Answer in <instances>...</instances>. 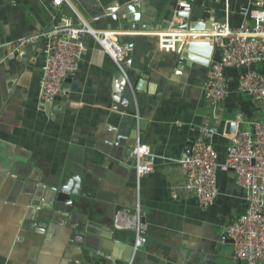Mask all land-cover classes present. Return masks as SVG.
<instances>
[{
    "label": "crops",
    "instance_id": "0c3cea01",
    "mask_svg": "<svg viewBox=\"0 0 264 264\" xmlns=\"http://www.w3.org/2000/svg\"><path fill=\"white\" fill-rule=\"evenodd\" d=\"M138 1L150 8L146 0H64L59 6L53 0H0V58L18 39L48 31L63 17L77 22L78 15L95 29L118 31L123 44L132 45L119 67L85 35L86 49L75 75L63 83L64 94L44 104L38 100L43 41L0 63V264H101L86 254V246L101 241L112 247L108 264H243L233 256L231 238H224L246 206L233 171L216 169L218 197L201 208L183 189L179 167L190 132L208 118L209 67L183 69L158 61L143 38L148 31L121 28L128 14L139 19ZM246 2L218 0L215 10L221 22L236 26ZM219 55L214 50V59ZM244 70L264 75V61L224 71L228 93L220 117L209 115L220 130L212 140L219 161L230 144L227 122L238 121L235 132L251 131L253 121L263 119V107L240 90ZM127 84H135L133 96ZM128 118L133 123L123 126ZM138 139L149 147L153 166L141 178L132 172L130 158ZM65 183L83 199H96L101 212L111 206L112 240L103 237L111 232L98 222L102 213L54 208L55 186ZM137 208L146 242L135 248Z\"/></svg>",
    "mask_w": 264,
    "mask_h": 264
},
{
    "label": "built area",
    "instance_id": "2783aa9c",
    "mask_svg": "<svg viewBox=\"0 0 264 264\" xmlns=\"http://www.w3.org/2000/svg\"><path fill=\"white\" fill-rule=\"evenodd\" d=\"M63 1L53 0V3L59 6ZM239 12L243 20L238 25L232 26L230 20L226 19L213 31L197 33L205 35L220 55L210 63L204 83L208 118L201 122L199 135L192 144L187 143L185 146L179 167L185 181L183 189L194 196L201 208L212 205L218 197L216 169L233 171L236 184L244 191L246 206L226 227L224 238H231L236 260L243 264H264V115L263 119L253 121L251 131L236 130L234 134H229L230 144L223 161H219L212 143L220 130L209 122V115L220 117V105L228 93L225 69L249 67L264 61V0H247ZM77 19L74 22L69 17H63L48 31L18 39L0 58V63L19 58L26 46L44 42V62L38 92L41 104L64 94L63 83L75 75L78 59L86 49L83 43L85 35H90L119 67L129 50L127 44L119 42L121 34L118 31L95 29L79 15ZM239 87L264 109L263 74L244 70L239 75ZM237 117L239 119L240 115ZM234 123L237 127L238 121ZM150 155L149 147L138 139L130 151L137 178L153 171L148 161ZM133 226L135 248H138L146 242L145 224L139 208Z\"/></svg>",
    "mask_w": 264,
    "mask_h": 264
},
{
    "label": "water",
    "instance_id": "95a60500",
    "mask_svg": "<svg viewBox=\"0 0 264 264\" xmlns=\"http://www.w3.org/2000/svg\"><path fill=\"white\" fill-rule=\"evenodd\" d=\"M138 2L139 6H135L134 10L138 12L139 19H137L136 15L128 14L126 16L127 22L125 25L121 23L120 26L129 30L141 29L148 31L150 34L143 38L151 49H156V53H158L156 60L170 66L181 65L183 69L187 66L197 69L200 66L207 68L211 61L217 60L214 59V48L207 41V37L205 35H197V33L213 31L221 23L222 17L215 10V4L218 0H146L150 5L148 9H143L145 2ZM144 14H146L147 18L143 16ZM132 21L137 24H133ZM123 37H118L119 42L122 44ZM128 47L130 48L132 45H128ZM134 85L132 84L131 87L128 85L132 91V96L134 95L132 89ZM56 99L60 100L61 97ZM133 121L132 118H128L122 121V125L128 127ZM138 123L143 125L144 121L138 119ZM199 129L200 124L194 126L189 134L188 145H191L193 140L199 135ZM225 133H235L234 121L227 122ZM132 169V172L136 173L134 166ZM91 180L93 181V178ZM90 185L92 184L89 183L88 186ZM94 186L100 188L101 185L98 182L94 183ZM91 189H94L93 186ZM83 196L85 195L82 192L71 189L67 183L55 186L56 207L54 208L62 207L70 213H77L79 208L86 209L89 214L102 213L103 218L98 220V222L109 228V232H111V234L103 235V237L112 240L114 236V217L111 206L101 212L100 209H103V205L97 204L96 199L85 200ZM79 230L81 232L84 231L82 224L79 226ZM111 250L112 247H110L109 242L105 241L86 246V254L91 258V262L101 264H108L106 258L111 257Z\"/></svg>",
    "mask_w": 264,
    "mask_h": 264
}]
</instances>
